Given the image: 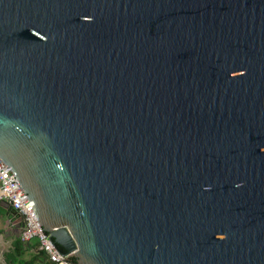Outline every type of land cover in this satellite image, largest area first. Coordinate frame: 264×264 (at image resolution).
Returning a JSON list of instances; mask_svg holds the SVG:
<instances>
[{
  "label": "water",
  "instance_id": "1",
  "mask_svg": "<svg viewBox=\"0 0 264 264\" xmlns=\"http://www.w3.org/2000/svg\"><path fill=\"white\" fill-rule=\"evenodd\" d=\"M0 158L70 264H264V0H0Z\"/></svg>",
  "mask_w": 264,
  "mask_h": 264
},
{
  "label": "built area",
  "instance_id": "2",
  "mask_svg": "<svg viewBox=\"0 0 264 264\" xmlns=\"http://www.w3.org/2000/svg\"><path fill=\"white\" fill-rule=\"evenodd\" d=\"M0 199L6 201L22 222L20 238L23 242L37 241V250L45 255L50 264H70L73 253L62 252L50 235L38 225L32 204L12 170L0 158Z\"/></svg>",
  "mask_w": 264,
  "mask_h": 264
},
{
  "label": "crops",
  "instance_id": "3",
  "mask_svg": "<svg viewBox=\"0 0 264 264\" xmlns=\"http://www.w3.org/2000/svg\"><path fill=\"white\" fill-rule=\"evenodd\" d=\"M21 229L20 217L14 210L10 211L6 201L0 199V264H36L37 249L26 250L22 257L13 254L14 242L20 237ZM41 256L46 259L45 255Z\"/></svg>",
  "mask_w": 264,
  "mask_h": 264
},
{
  "label": "trees",
  "instance_id": "4",
  "mask_svg": "<svg viewBox=\"0 0 264 264\" xmlns=\"http://www.w3.org/2000/svg\"><path fill=\"white\" fill-rule=\"evenodd\" d=\"M9 209L10 211H13L10 205H9ZM30 248L37 249V241L34 240V241L26 243V242H23L21 238L19 237L14 242L13 254L15 256L22 257V255H24L26 250ZM37 253L38 254L34 258V262L36 264H50L43 256H41L42 255L41 252H37Z\"/></svg>",
  "mask_w": 264,
  "mask_h": 264
}]
</instances>
